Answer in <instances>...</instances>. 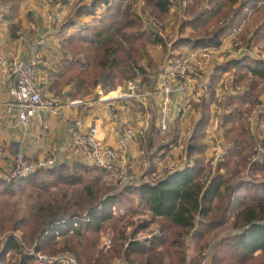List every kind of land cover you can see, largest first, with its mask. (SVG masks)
I'll return each mask as SVG.
<instances>
[{
  "label": "trees",
  "instance_id": "obj_1",
  "mask_svg": "<svg viewBox=\"0 0 264 264\" xmlns=\"http://www.w3.org/2000/svg\"><path fill=\"white\" fill-rule=\"evenodd\" d=\"M14 1L16 7L22 2ZM135 1L144 2V12L164 19L172 6L183 10L187 0H93L91 4H76V16L89 15L92 20L83 32L66 39L65 58L58 71L50 74L55 92L70 81L76 82L75 95L100 85L108 92L123 79L135 76L134 65L142 64L148 56V45L161 44L168 50L158 30L144 28L141 16L133 10ZM183 11L190 17L181 19V31L188 26L195 30L188 37L179 36L173 43L176 46H221L223 38L242 22L245 38L252 31L257 41L264 38V0H194ZM73 22L68 20L64 28ZM17 28L14 25L12 31ZM233 66L237 75L234 86L242 91L230 95L235 108L225 115L224 129L226 139L237 146L215 173L204 162L203 138L212 102L204 99L203 116L189 141L184 140L195 165L154 183L144 181L112 191L111 186H103L102 169L81 162L73 167L57 164L10 182L0 174V264H32L29 248L37 241L48 254L73 252L81 264H105L116 257L127 264H184L189 260L190 238L200 249L216 240L211 264H264V163L248 165L253 137L243 122L250 107L263 100L264 60L247 56L232 59L216 69L214 78ZM141 74L143 80L148 79L143 66ZM150 131L158 137L159 148L164 146L155 125ZM174 139L178 141L179 136ZM248 170L263 172L262 177L249 179ZM122 204L133 213L146 208L152 220L161 222V236L149 243L135 240L152 220L144 219L127 233L128 223L123 229L119 225L128 213L116 215L113 210ZM128 221L130 228L134 223L131 214ZM109 227L116 244L105 255L99 249L100 232ZM18 230L22 231L20 236L16 235Z\"/></svg>",
  "mask_w": 264,
  "mask_h": 264
},
{
  "label": "built area",
  "instance_id": "obj_2",
  "mask_svg": "<svg viewBox=\"0 0 264 264\" xmlns=\"http://www.w3.org/2000/svg\"><path fill=\"white\" fill-rule=\"evenodd\" d=\"M42 2H46L47 0H41ZM71 3L79 2L82 0H68ZM89 0H85L86 2ZM173 1V0H171ZM134 6H139L140 16L144 21L145 25H149L151 29H155L160 21H157V17H153V15H148L141 8V3L136 2ZM153 17V18H152ZM144 25V27H145ZM73 29L81 30L83 27V23L75 21L73 24ZM242 29V28H241ZM0 30H1V15H0ZM237 32V30H235ZM19 40L24 39V35H21V32H18ZM239 36V35H238ZM46 38L41 37L38 40L39 44H44ZM238 40V37H237ZM252 40H250L251 42ZM163 47L161 44H159ZM235 46L232 51L235 53L233 58L239 59L241 55L245 54V47ZM251 46V45H249ZM217 48V46H216ZM240 48V49H238ZM169 49V48H168ZM203 50L210 49V47L206 46L202 48ZM236 51V52H235ZM196 53L193 54L196 55ZM203 57L209 56V53H202ZM183 58V57H180ZM191 61L188 59L169 61V63L163 69L161 74V79L163 80V85L161 88L155 89L156 95L160 97V101L156 98L153 103V114L156 115V132L159 133L161 138V142L164 146L159 148L158 150L152 152H146L144 156V160L142 161V167L144 168V172H134L132 174L129 173L128 168H125V163L122 156L119 154L116 148L100 139L98 134V129L96 126H90L85 130L77 129L73 134L72 139L67 143L65 147H59L53 145L48 154L45 157L37 158V159H29L23 156L21 153H17L10 161V168L5 175V178L10 182L13 180H17V178H27L34 174V172L41 169H49L53 166L59 164L58 155L62 152L69 153L72 156V160L74 162H81L83 164H92L96 167L102 169L104 174L103 182L107 184V186H111L114 188H122L125 186L131 185H139L140 183L147 181L150 183H154L159 178H163L166 175H170L177 170H182L187 167H191L195 165V161L193 159H189L186 154H181L183 161L178 164L165 165L161 167V160L166 161V158L162 157L164 154H169V151L165 149L179 148L183 149V146L175 141V139L170 137L171 134V118L170 114L172 112V104L174 102V98L182 97L185 101L188 100L190 95H194L198 100L203 101L207 99V90L212 86V82L210 80L206 81V85H198L197 88H192V84L194 83V79L200 80V77L204 69L199 71V73H194V71L189 69L188 62ZM40 59L36 56H31L28 60H23L18 57H13V59H9L5 54L0 52V66H4L7 68V71L10 77L13 79L14 85L10 89V97L11 102L5 103L8 110H16L18 116L20 118L21 123L24 125L28 124L34 118H38L39 122L42 125L46 126V122L43 118H41L42 112H48L49 114L54 115H62L64 107L68 106H79L85 104V100L80 98L68 99L66 102L64 100L63 94L59 93H44L37 83V75L39 69ZM141 67L139 65H134V72L141 73ZM193 75L195 77L193 78ZM227 84V83H226ZM233 87V91L238 92V89L235 88L232 82H230V88ZM128 90L113 89L109 93L104 94L99 102H108L109 104V112L111 115H115L116 107L114 105L115 102L120 100L128 101L130 99H140L144 93L141 91L140 82L133 81L129 84ZM153 91V93H154ZM205 91V95L203 96V92ZM114 94V95H111ZM230 94V93H229ZM226 95L225 98L219 96L218 92L216 95L218 96L215 102L212 103V113H213V121L211 120V128L213 130L216 127L221 130V126H225L223 117L225 114H228L234 110V105L230 103V95ZM195 102V101H194ZM176 103V102H175ZM174 103V105H175ZM214 103V104H213ZM225 103V104H223ZM226 108L221 112L216 110V105H221ZM173 105V106H174ZM214 106V108H213ZM180 107V105H179ZM183 109L180 110L175 106V111L183 112L184 114L186 108H188V103H185L181 106ZM248 115V121L250 122V128L253 129L255 126L263 122V118L260 117V113H264V100L258 105L251 107ZM152 115V113H151ZM151 115L148 111H146L143 116L138 120L140 126L136 131L132 127L128 125L126 121L122 123V131L125 135V139H133L137 136L138 132H145L149 126L150 122L153 119V115ZM151 118V120H150ZM150 120V122H149ZM222 131V130H221ZM213 132V131H212ZM221 140L217 143L216 147H213L214 155L212 154V159L210 160L211 164H217L222 161L232 149H235L237 144L234 141H227L224 135V132L220 134ZM4 149L0 146V155H2ZM126 158V157H125ZM250 163H264V139L257 141L251 153L248 157ZM126 160V159H125ZM156 162H158L157 167H155ZM124 164V165H123ZM254 176V175H253ZM257 176H259L257 174ZM115 212V210H114ZM117 214V212H115ZM82 220V219H81ZM65 222V221H62ZM78 225V222L76 223ZM150 229V231H148ZM148 232L143 231L139 233L137 236L138 241L150 242L154 238H158L161 236V229L158 230L149 228ZM106 245L103 248L104 251L108 250L112 243L111 236L104 237ZM193 240L190 238L188 240L187 247H191ZM214 252V244L211 243L207 248L203 249L199 259L194 264H211L213 260ZM33 258H35L34 264H81L79 258L73 252H59L48 254L44 252L42 249L38 247V243L36 244V248L31 253ZM125 264V263H124ZM184 264H192L189 259Z\"/></svg>",
  "mask_w": 264,
  "mask_h": 264
},
{
  "label": "crops",
  "instance_id": "obj_3",
  "mask_svg": "<svg viewBox=\"0 0 264 264\" xmlns=\"http://www.w3.org/2000/svg\"><path fill=\"white\" fill-rule=\"evenodd\" d=\"M75 6L76 3H71L68 0H47L46 2L22 0L20 5L16 7L14 0H0V52L9 59L18 57L28 60L31 56L40 59L37 83L44 93L55 92L51 88L53 82L50 74L58 71L67 52L64 47L66 39L74 34L72 24L79 18L74 12ZM88 18H92V16ZM68 20L74 22L64 28ZM14 25L18 26L15 32L12 31ZM19 31L21 35H24L23 40H19ZM41 37L46 38L44 44L38 43ZM153 45L158 46V44ZM153 45H151L152 49L148 50V56L151 57L153 52L156 51ZM161 50L163 51L164 48ZM68 55L70 58L72 57L70 53ZM154 58L156 57L154 56ZM13 85V79L10 77L7 68L0 66V146L4 149L2 155H0V174L3 176L8 172L10 161L17 153H21L32 160L45 157L50 154L49 151L53 145L60 148L65 147L77 129L85 130L93 125L97 127L100 139L119 151L122 159H124L121 162L125 163L126 161L125 168H128L130 174L144 172L141 163L144 160L145 152H154L159 147L158 137L152 131L147 132V138L145 139H142L140 134L133 139L124 138L125 135L122 131L123 119L126 117L131 122L132 127L135 128L138 127L137 119L132 120V117L127 116L129 111L122 110V100L114 103L116 113L111 115L108 102H99L100 98L107 94L102 86H98L89 94L84 95L85 104L64 107L62 115L42 112L40 115L46 122L45 126L39 122L38 118H34L24 125L21 123L16 110L7 109L4 104L11 102L10 89ZM60 93H63L66 102L68 99L82 97L75 95L77 85L74 81L67 83ZM236 93V91L230 92L229 95ZM171 114L176 117L175 110H172ZM177 118L180 120L179 117ZM180 124L182 125V121H180ZM185 124L181 127L182 131L179 132L185 133ZM152 125H155L156 129V117ZM149 146L151 147L149 148ZM174 153L177 152L174 151ZM58 160L60 164H66L68 167L75 165L72 156L66 152L60 153ZM157 164L158 162H156L155 167H157ZM87 165L91 166V164ZM248 177L250 178V176ZM140 213L146 219H152V215L149 214L146 208L145 210L140 209L137 213L128 210V214H131L133 221L135 220L134 217ZM134 223L132 225L136 226ZM188 254L191 263L194 264L197 255H191L190 251H188Z\"/></svg>",
  "mask_w": 264,
  "mask_h": 264
},
{
  "label": "rangeland",
  "instance_id": "obj_4",
  "mask_svg": "<svg viewBox=\"0 0 264 264\" xmlns=\"http://www.w3.org/2000/svg\"><path fill=\"white\" fill-rule=\"evenodd\" d=\"M85 0L79 1V2H75L76 4L82 5L83 2ZM87 2V1H86ZM93 0H89V2L87 3H92ZM136 2H140L141 3V8L142 10L144 9V2L143 1H135ZM194 0H187L183 2V7L182 8H186L187 3H193ZM134 3V4H135ZM133 4V5H134ZM105 8V5L101 6L100 9L98 10L99 15L103 12ZM172 11L170 13V15H168L166 18L162 19L159 16L153 15V17H157L156 20L160 21L161 23H158L155 27L156 30H158V32L160 33V35L164 38L165 42L169 45V49L167 51H165V49L162 51L160 48L161 46L158 44V46H155V53L153 52L152 57L151 56H147L146 57V61L142 60V64H140V66H144L143 68H145L148 72V81H144L142 79V74L140 73V71L138 72H134L135 76L133 78H129V79H123L120 83L119 86H117L115 89H119V87L121 88V90H128V86L131 82L135 81H139L140 82V88L141 91L144 93L142 100L140 99H130L128 101H123L122 102V110H127L129 111L127 113V116H129L130 118L132 117L133 119H137V123L138 120L143 116V114L148 111L151 115H153V119L152 115H151V122H150V126L149 128L143 132V133H139L142 137V139L147 138V132L151 130V126H152V122L155 119L156 115L153 114V103L155 102L156 98L160 101V97L158 95H156V91H154L155 89H158L162 87L163 85V80L161 79V74L163 72V69L165 68V66L169 63V61L172 59V61H176V60H182V59H188L191 61L188 62V66L189 69L194 71V73H199V71H201L202 69H204V71L200 77V80L198 79H194V83L192 84V88H197L198 85H206V81L210 80L212 82V86L207 90V99L208 100H212V102L217 99V93L219 92L221 97H224L226 95H228L230 92L233 91V87L230 88V82L233 83V85L235 84V80H236V74H235V66H233V68L231 70H227L224 71V73H222L219 78H214V73L216 71V69H218L221 65H224V63L231 61L233 58V56H235V53H233L232 51H234V47L237 46V44L239 45L238 47H245L244 52L245 54L248 55H241V57H249L252 59H261L264 60V38H260V40H256L255 37H253V31L250 32L249 34H247L246 38L244 37V34L242 35V32L245 30V25L244 22L240 23V25L238 27H236L230 34H228L227 36H225L223 38L222 41V45L218 46L216 48V46H211V45H206L208 47H210V49H206L203 50L202 48H205L206 46H198V47H193L191 45H181V46H176L173 43L178 39L179 36H187L190 35V33L192 31H194L195 29L192 26H188V28L185 31H181V19H187L188 14H186L182 9H178L175 6L171 7ZM133 10L136 11L139 15L140 12H142L139 9V6H134ZM140 11V12H139ZM144 12V11H143ZM146 12H144L145 15ZM148 15H150V13H146ZM188 16V17H187ZM86 17V18H84ZM91 17L89 15H82V17H79L77 19L78 22L80 23H84L85 19L86 22L83 24V27L81 28V30H76L72 28V31H74V33H78V32H83V28L85 27L86 23H90L92 18H88ZM152 17V18H153ZM82 18V19H81ZM142 18V17H141ZM75 23V22H74ZM73 23V24H74ZM72 24V26H73ZM143 25H145L144 21H143ZM144 28L147 29H151L149 27V25H145ZM242 28V29H241ZM235 30H237V32H235ZM239 35V36H238ZM238 37V40H237ZM252 40L250 42V40ZM243 45V46H242ZM251 45V46H249ZM152 46L148 45V50H151ZM240 49V48H238ZM164 52V53H163ZM196 55L193 56L194 53H196ZM236 52V51H235ZM202 53H209V56L203 57ZM154 56L156 58H154ZM183 57V58H180ZM152 58V59H151ZM134 71V70H133ZM153 74H150V73ZM195 77V75H193V78ZM105 79V76H104ZM227 83V84H226ZM101 86V85H100ZM103 87V86H102ZM94 89L88 90V89H84V91L80 94H78V97L82 96L80 99H83L84 95L89 94L90 92H92ZM104 92L105 89L103 88ZM239 90V88H238ZM111 91V90H110ZM110 91H108L107 93H109ZM154 91V93H153ZM239 91H242L241 89ZM54 93H59V94H63L60 92H54ZM106 93V92H105ZM205 95V91L203 92V96ZM261 98L264 100V94H261ZM199 98H197L194 95H190L188 97V101H185V99H182V97H175L174 98V102L172 104V110H175V106L177 108H179L180 110H182L183 108L181 106H183L185 103H188V108H186V111L184 114H182L183 112H176V117L173 114H170V118L171 121L173 122L172 127H171V134L170 137L173 139L175 135L179 136V139L177 142H179L182 146L183 149H179V148H174L173 150L171 149H165L166 151H169V154H164V156L162 157L163 159L166 158V161H162L161 160V167H164L165 165H176L179 162L183 161L181 154H186L187 157L189 158L188 155V149L186 148V144L185 141H189V138H191L192 134L194 133V130L196 128V125L198 123V120H200V118L203 116V111H204V103L201 100H198ZM84 100V99H83ZM195 101V102H194ZM176 102V103H175ZM175 103V105H174ZM214 104V103H213ZM225 104V103H223ZM223 104L221 105H216V110L218 112H221L223 109L226 108V106L224 107ZM174 105V106H173ZM180 105V107H179ZM247 107H249V104L246 103L245 104ZM255 106V105H254ZM253 107V106H252ZM214 108V106H213ZM251 108V107H250ZM249 108V109H250ZM210 118L208 120V124L206 126V136L205 138H203V143H204V149H205V153H204V162L205 164L209 167L212 166V170L215 173V170L217 169L218 165L220 162H223L225 160V158L218 162L217 164H211L210 160L212 159V154L214 155V150L212 149L213 147H216L217 143L221 140L220 134L222 132H224L225 138H226V131H225V127L221 126V130H219V127H216L213 130L211 128V120L213 121L212 117H213V113H212V103L210 104ZM172 113V112H171ZM250 113L246 112L245 116L243 117V122L246 125V130H248L250 132V135H252L253 139H252V146L251 148L253 149L254 144L261 140L264 139V116L260 113V117L263 118V122H261L260 124L258 123L257 126H255L253 129H251L250 127V122L248 121V115ZM226 115V114H225ZM179 117L180 120L177 118ZM123 121H126L128 123V125L130 127H132L131 122L125 117V119H123ZM180 121H182V125L180 124ZM223 121L225 124V116L223 117ZM186 123V124H185ZM183 124H185V129L184 132L185 133H181L179 131H182L181 127L183 126ZM140 126V123H138V127H132L133 129H135L136 131L138 130ZM213 131V132H212ZM158 133V132H157ZM137 134V135H138ZM159 134V133H158ZM160 142H161V138ZM185 140V141H184ZM227 140V139H226ZM227 141H232V140H227ZM143 146V144H142ZM159 149V147H157V150ZM251 149V150H252ZM174 151H176L177 153H174ZM174 153V154H173ZM146 154V152H145ZM191 160V159H190ZM249 161V159H248ZM75 163V162H74ZM60 164V163H59ZM253 164L256 163H248L249 166H253ZM92 165V164H91ZM165 168V167H164ZM245 174L246 171H244ZM7 174V173H6ZM5 174V175H6ZM257 174L259 176H257ZM263 172L260 171H254L251 172L248 170V176L252 177L254 175V178H258L260 179L262 177ZM249 178V177H247ZM250 179V178H249ZM103 183V182H102ZM106 184H103V186H105ZM107 186V185H106ZM105 186V187H106ZM126 187V186H125ZM123 188V187H122ZM122 188H114L112 187V191L115 190H119ZM133 200L134 202L138 201V196H133ZM137 204V203H136ZM125 204L122 205H115L113 207V210H115V212H117L116 215L119 214H123V213H128V208H125L124 206ZM135 218V224H140L141 221H144V219H146V217L142 216L141 213L137 216L134 217ZM152 220V219H151ZM128 223V226L126 227L127 229V233H132V231L136 228V226L132 225V227H130L131 229L129 230V221H128V214L125 216V218L123 219L122 223H120V227L123 229V227L125 226V224ZM152 229L158 230V228L161 229V222L159 220H152L150 227ZM144 229L141 230L140 232L137 233L135 240H138L139 236L138 234L148 230ZM112 227H109L108 230L105 231H101L100 232V245H99V249H103L106 245L105 239L107 236H111V238H114V231L112 232ZM150 231V229L148 230ZM146 231V232H148ZM1 233V232H0ZM22 234V231L18 230V232H16L17 236H20ZM3 236H5V234L2 233ZM129 237V234H128ZM216 240H212L209 244H207L203 249L207 248L209 245H211V243L215 244ZM38 243V241L35 243L34 247L29 248V253L31 254L34 249L36 248V244ZM116 244L115 239L112 240L111 246L108 250L103 251V253H108L110 252L114 246ZM188 249V248H187ZM203 249L199 248V245L193 243L191 245V247H189L188 251H190V254H195L196 256V261L199 259L201 252L203 251ZM64 252H69V251H64ZM10 253L7 254V258L10 257ZM35 263V258L33 260V263ZM126 263V261H123L121 258H114L111 261H107L105 264H124ZM127 264V263H126Z\"/></svg>",
  "mask_w": 264,
  "mask_h": 264
},
{
  "label": "bare ground",
  "instance_id": "obj_5",
  "mask_svg": "<svg viewBox=\"0 0 264 264\" xmlns=\"http://www.w3.org/2000/svg\"><path fill=\"white\" fill-rule=\"evenodd\" d=\"M111 95H114V94H111Z\"/></svg>",
  "mask_w": 264,
  "mask_h": 264
},
{
  "label": "water",
  "instance_id": "obj_6",
  "mask_svg": "<svg viewBox=\"0 0 264 264\" xmlns=\"http://www.w3.org/2000/svg\"><path fill=\"white\" fill-rule=\"evenodd\" d=\"M104 79V78H103Z\"/></svg>",
  "mask_w": 264,
  "mask_h": 264
}]
</instances>
